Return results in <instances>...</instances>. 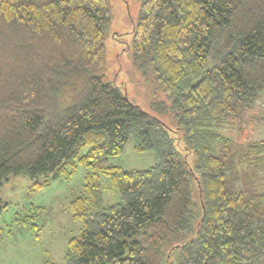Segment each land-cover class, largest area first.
<instances>
[{
    "label": "trees",
    "instance_id": "obj_1",
    "mask_svg": "<svg viewBox=\"0 0 264 264\" xmlns=\"http://www.w3.org/2000/svg\"><path fill=\"white\" fill-rule=\"evenodd\" d=\"M110 10L0 0V189L86 169L66 206L78 234L43 264H264V140H241L264 125V0H141L130 52L157 91L147 109L104 80ZM129 138L157 163L110 165Z\"/></svg>",
    "mask_w": 264,
    "mask_h": 264
},
{
    "label": "rangeland",
    "instance_id": "obj_2",
    "mask_svg": "<svg viewBox=\"0 0 264 264\" xmlns=\"http://www.w3.org/2000/svg\"><path fill=\"white\" fill-rule=\"evenodd\" d=\"M109 25L104 34L105 82L118 86L135 104L147 109L156 92L150 75L145 73L144 85L135 72L131 58V37L139 15L141 0H109ZM134 78V80H133ZM139 85H138V84ZM230 134V133H229ZM228 134V135H229ZM176 139V134H172ZM241 140H264V125L251 124ZM182 153L183 145L175 140ZM157 163L153 151L137 152L129 138L120 155L111 157L109 164L128 170H144ZM86 169L77 166L69 179H57L41 189L30 188L32 181L24 174L10 178L0 189V264H43L45 260L61 263L66 242L78 234L79 222L71 219L68 202L83 191ZM105 204L115 202L117 194L107 188L108 180L101 177ZM34 226V227H32Z\"/></svg>",
    "mask_w": 264,
    "mask_h": 264
}]
</instances>
